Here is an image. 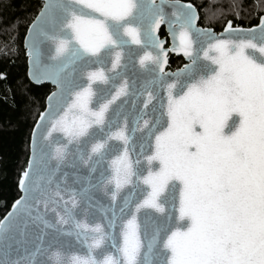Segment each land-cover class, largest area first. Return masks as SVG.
Returning <instances> with one entry per match:
<instances>
[{"label": "snow or ice", "instance_id": "snow-or-ice-1", "mask_svg": "<svg viewBox=\"0 0 264 264\" xmlns=\"http://www.w3.org/2000/svg\"><path fill=\"white\" fill-rule=\"evenodd\" d=\"M255 7L257 26L217 34L181 0H44L24 46L56 91L0 218V264H264ZM169 52L187 63L166 71Z\"/></svg>", "mask_w": 264, "mask_h": 264}, {"label": "trees", "instance_id": "trees-1", "mask_svg": "<svg viewBox=\"0 0 264 264\" xmlns=\"http://www.w3.org/2000/svg\"><path fill=\"white\" fill-rule=\"evenodd\" d=\"M181 1L192 3L200 14L199 25L214 32L222 31L228 20L233 26L243 28L253 27L259 20L260 12L255 5L260 0H219L223 2L219 7L214 4L215 0ZM40 7L38 0H0V73L5 76L0 80V218L19 197L18 180L26 167L30 134L51 92L48 85L35 86L29 82L22 45ZM233 9L241 10L239 19ZM201 10L209 12V17L226 15L221 17V22L217 19L208 25ZM160 35L164 36L163 30ZM181 65V58H170L169 69L175 70Z\"/></svg>", "mask_w": 264, "mask_h": 264}, {"label": "water", "instance_id": "water-1", "mask_svg": "<svg viewBox=\"0 0 264 264\" xmlns=\"http://www.w3.org/2000/svg\"><path fill=\"white\" fill-rule=\"evenodd\" d=\"M29 1H33V0H29ZM38 1L41 3V6H42L44 0H38ZM181 2H182V1H181ZM182 3H188V2H182ZM197 11H198V10H197ZM198 14H199V11H198ZM199 16H200V14H199ZM34 19H35V18H34ZM199 21H200V19L197 20V27H198V28H206V27H202V26H200V25H199ZM258 23H259V20H258ZM258 23H257V25H258ZM257 25H255V26H257ZM28 27H29V26H28ZM253 27H254V26H253ZM161 30H163V32H164V36H161V35H160V32H159L158 35H159L160 39L163 40V41L165 42V47H166V48L171 47L172 39H171V36H170V35L168 34V32H167V28H166V26L162 25V26H161ZM161 30H160V31H161ZM212 30H213V29H212ZM222 31H223V30H222ZM222 31H220V32H215V33L219 34V33H221ZM26 35H27V30H26V33H25V35H24L23 42H22L23 49H24L25 56H26V66H27V71H26V73H27V78H28L29 82H30L31 84L35 85V86H42V85H48V86H50V88H51V92L49 93V95H51L52 92L56 91L55 86H54L53 84H51V83L48 82V81H44V82H41V83H36V82H34V81L29 77V75H28V69H29V65H28V57H27V50H26V48H25V46H24V41H25V37H26ZM171 57L181 58L182 61H183V65H184L185 63H187L186 59L183 57L182 54H179V55H178V54H176V53H174V52H169V54H168V64H167V66H166V68H165L166 71H172V72H174V71H176L177 69L183 67V65H181V67H179V68H177V69H175V70H171V69H169V60H170ZM49 95H48V96H49ZM48 96H47V97H48ZM47 97H46V99H45V103H44V109H43V111H44V110L46 109V107H47ZM43 111H42V112H43ZM38 118H39V116H38ZM38 118H37V120H38ZM37 120H36V121H37ZM35 124H36V122H35ZM35 124H34L33 128L35 127ZM33 128H32V130H33ZM31 133H32V131H31ZM30 138H31V134H30ZM30 155H31V152H30V139H29V154H28V159H29ZM28 159H27V162H28ZM26 166H27V163H26ZM25 168H26V167H25ZM18 190H19V197H20L23 193L20 191L19 187H18ZM19 197H18V198H19ZM10 210H11V207H10V209H9L8 211H10Z\"/></svg>", "mask_w": 264, "mask_h": 264}, {"label": "rangeland", "instance_id": "rangeland-1", "mask_svg": "<svg viewBox=\"0 0 264 264\" xmlns=\"http://www.w3.org/2000/svg\"><path fill=\"white\" fill-rule=\"evenodd\" d=\"M217 2V3H216ZM214 4H217L216 6L217 7H219V6H223V2L222 1H219V0H215L214 1ZM234 10V9H233ZM202 11V13H204V16H205V20H206V23H208V25L209 24H214V22H215V20H217V22H221L220 21V19H221V17H223L224 15H226L225 13L223 14V13H219V14H217V15H215V16H213V17H209L208 16V14H209V12H207L206 10H201ZM236 11H241V10H234L233 12H234V14L236 15ZM239 13H241V12H239ZM244 13V12H243ZM256 15V14H255ZM253 16H254V14H253ZM240 17V16H239Z\"/></svg>", "mask_w": 264, "mask_h": 264}]
</instances>
